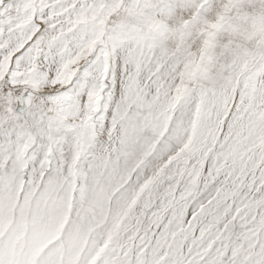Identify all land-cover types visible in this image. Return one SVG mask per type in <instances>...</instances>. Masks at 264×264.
Listing matches in <instances>:
<instances>
[{
    "label": "snow or ice",
    "instance_id": "6c2138e0",
    "mask_svg": "<svg viewBox=\"0 0 264 264\" xmlns=\"http://www.w3.org/2000/svg\"><path fill=\"white\" fill-rule=\"evenodd\" d=\"M0 264H264V0H0Z\"/></svg>",
    "mask_w": 264,
    "mask_h": 264
}]
</instances>
